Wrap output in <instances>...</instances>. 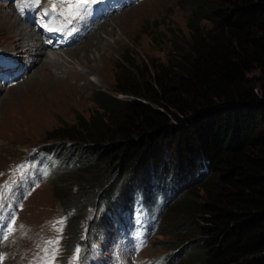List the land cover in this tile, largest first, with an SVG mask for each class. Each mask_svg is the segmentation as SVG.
I'll return each mask as SVG.
<instances>
[{"label": "trees", "instance_id": "1", "mask_svg": "<svg viewBox=\"0 0 264 264\" xmlns=\"http://www.w3.org/2000/svg\"><path fill=\"white\" fill-rule=\"evenodd\" d=\"M192 1L189 51L141 76L148 95L117 69L115 91L130 98L96 90L91 116L42 141L61 162L75 159L56 184L72 195L63 210L76 211L68 246L87 207L124 205L135 189L165 206L183 196L165 223L198 232V264H264V0ZM187 178L203 179L198 196Z\"/></svg>", "mask_w": 264, "mask_h": 264}, {"label": "rangeland", "instance_id": "2", "mask_svg": "<svg viewBox=\"0 0 264 264\" xmlns=\"http://www.w3.org/2000/svg\"><path fill=\"white\" fill-rule=\"evenodd\" d=\"M47 2L50 0H40L41 5ZM51 2L58 5L60 12L67 10L66 5L59 6L60 0H51ZM71 2L75 1L71 0ZM192 3V0H133L128 8L109 16L106 19L107 22L102 26H100L102 23H99L96 31L94 29L93 33L89 32L78 43L57 50L63 57L59 60L66 64L73 62L74 70L83 74L76 80V88L72 90L71 98L57 95L53 99L45 98L36 102V96H39L42 91L37 84L40 81V72L36 71V67L31 68L21 81L0 86V192L11 182L10 179L15 176L19 178L28 172L25 161L33 149H37L38 154L54 155V148H41L42 141L52 129L61 123L72 125L77 117L82 116L86 119L95 112V103L92 101L93 92L99 90L118 98L131 97L115 91L117 69L131 78L136 88L146 94V91L141 88V76L143 75L149 82V77L146 75L151 77L154 67H159L168 61L173 62L176 57L189 51L191 37L188 21L193 12ZM8 17L15 21L19 20L12 7L6 1L0 0V51L4 52L9 51L15 43L11 38L14 32L8 26ZM19 22L21 24L20 20ZM198 25V29L203 34L208 33L211 26L205 20L199 21ZM96 44H99L101 49L98 52H91L93 45L96 46ZM23 49L24 47L21 46L17 50L16 55L19 58L24 56ZM86 50L87 59L91 61L95 57L103 59L101 67L93 70L80 61L78 57H82ZM42 52L48 53V57L52 56L49 51ZM36 57H38L37 61L45 59L42 55ZM36 57L31 56V59ZM122 58L126 61L122 62ZM118 63L123 65L117 68ZM51 65L47 67L45 73L63 75L60 73L62 68L57 69L58 63L56 66ZM254 74L257 75L258 72L253 71L251 76ZM32 95H36L35 103L31 100ZM74 142L79 143V140L70 141V149L74 146ZM75 152L73 150L69 154L72 155ZM83 160L86 163L89 157ZM74 162L75 159L73 162L71 160L61 162L60 159L56 161L54 159L51 166L53 169L40 173L37 177L38 183L31 187V192L27 196H21L20 200L17 199V212L11 218V225L5 224L2 229L1 238L4 243L0 245V264H42L44 261L51 260L54 248L59 250L52 264H70L76 255L77 248H79V257L75 260V264H94L92 257L101 259V256L106 253L107 243L113 238L112 231L106 226L98 229L94 226L89 229V225L99 219L100 212L103 211L102 204L96 208L87 207L83 214L84 218L78 221L76 234L83 239L86 238V244L82 246L81 243H77L68 246L69 235L74 231L72 228L74 222L72 219L67 220V217H71L68 213L75 215L76 211L73 212L71 207L63 210L64 204L72 199V195L67 191V187L56 186V184L72 172L75 167ZM48 165L50 162L46 161L41 167ZM186 180H189V187H192L198 196L200 191L194 186L203 179L195 182L191 178ZM72 188L73 191L75 186ZM182 197L179 194L158 214L154 224L156 232L147 239L141 240L143 243L130 256L132 263L155 264V261L161 260L165 264H198L199 256L194 247L195 241L200 237L198 232L189 234L179 231L168 232L169 228L165 223L168 209ZM151 201L154 202V198ZM2 214L0 209L1 222ZM102 219L105 223L103 217ZM59 221H63L62 231H58L61 227L57 223ZM54 224L56 227H53ZM9 229H11L10 233ZM165 230L167 234H164ZM84 233H87V237L83 236ZM5 236L7 239H4ZM57 238H59L58 245L45 244V241H54ZM93 239H98L96 245ZM130 241L128 238L125 243ZM87 244L89 248L86 247ZM92 245L97 249L90 248ZM45 247L48 248L47 253L43 251Z\"/></svg>", "mask_w": 264, "mask_h": 264}, {"label": "bare ground", "instance_id": "3", "mask_svg": "<svg viewBox=\"0 0 264 264\" xmlns=\"http://www.w3.org/2000/svg\"><path fill=\"white\" fill-rule=\"evenodd\" d=\"M107 19V18H106ZM103 20L101 23L100 26H102L105 22H107L108 20ZM7 23L9 28L14 32V36H12V41H14L15 43H13V46L12 48L16 50V53H17V50L19 48H21V46L24 47V49L22 51H24V56L25 55H29L31 51L34 52V55L33 56H37V55H42L43 57H45V59L43 60H40V61H37L38 60V57L32 59V62L30 64L29 67H27V71H26V74L27 72L29 73L30 69L31 68H34L36 67L37 70L36 71H39L40 72V81L37 83L40 88H42V91L40 92V95L39 96H36V100H35V96L32 95V98L31 100L34 102V100L36 102H39L41 100H45L46 99H53V97H65V98H71L70 96L72 95V90H75V83H76V80L79 79L80 77H82V73H78L74 70V65H73V62H70L69 64L65 63L64 61L62 60H59L60 58H63L62 57V54H60L58 51L57 52H51V57H48V53L46 54V52H42L41 50H37V48L35 47L36 44L33 42V33L32 32H28L24 27L23 25L20 24L19 20H14V19H11V17H8L7 19ZM6 24V23H5ZM17 25V27H16ZM99 26V25H98ZM95 31H96V28H95ZM93 33V32H91ZM32 41V42H31ZM30 42V43H29ZM24 44V45H22ZM93 49H91V52L92 51H96L98 52L101 47L99 44H96L93 45ZM70 50V49H69ZM68 51V50H66ZM15 53V55H16ZM106 54V53H104ZM22 56V55H21ZM23 56V57H24ZM87 50L86 52L84 53V55H82V57H78L80 59V61L84 64V65H87L88 68L90 69H97L99 67H101V64H103V59L101 57H98V58H94L92 61L87 59ZM16 57H18L16 55ZM70 58H72L70 56ZM18 59H20L18 57ZM48 59V60H47ZM59 64L57 69H61L60 73H62L63 75L60 76V75H54L53 73L51 72H47L45 73V70H47V67L49 65L51 66H56V64ZM37 64H38V67H37ZM30 76V75H28ZM32 77V76H31ZM23 78H21L22 80ZM20 80V81H21ZM77 90V89H76ZM32 93V92H30ZM42 93V94H41Z\"/></svg>", "mask_w": 264, "mask_h": 264}, {"label": "snow or ice", "instance_id": "4", "mask_svg": "<svg viewBox=\"0 0 264 264\" xmlns=\"http://www.w3.org/2000/svg\"><path fill=\"white\" fill-rule=\"evenodd\" d=\"M96 2V0H76L75 3H72L71 0H60V7L66 5L67 6V11H68V14L69 16L72 18V19H76L78 17H80L81 15V12H86L87 11V5L89 3H94ZM21 3L22 5L24 4H27V5H30V6H35V7H39V4H40V0H21ZM58 9V5L56 3H52L51 0H50V7L48 9H44V15L47 16L49 11H57ZM21 11H23V7H21ZM61 15H63V12L61 11L60 12ZM72 19H69V23L72 22ZM50 30H53V29H50ZM61 225V227L58 229V231H62L63 228H62V224H63V221H59L57 222ZM53 227H56V225L54 224ZM11 232V229H9V233ZM4 239H7V237L5 236ZM45 244L46 245H52V244H59V238H57L56 240L54 241H45ZM58 248H54L52 250V258L51 260H48V261H44L42 262V264H52V260L55 259V254L56 252H58ZM43 251L45 253L48 252V248L45 247L43 249ZM79 257V248L76 249V255L73 257V260L70 262V264H75V260Z\"/></svg>", "mask_w": 264, "mask_h": 264}, {"label": "clouds", "instance_id": "5", "mask_svg": "<svg viewBox=\"0 0 264 264\" xmlns=\"http://www.w3.org/2000/svg\"><path fill=\"white\" fill-rule=\"evenodd\" d=\"M153 196H154V195L148 197L147 199L151 200V199L154 198ZM165 207H166V206H165V203H163V204H162V207L159 208V213L162 212V211L164 210ZM155 232H156V230H155ZM155 232H154V233H155ZM154 233H153V234H154ZM164 264H165V262H164Z\"/></svg>", "mask_w": 264, "mask_h": 264}]
</instances>
